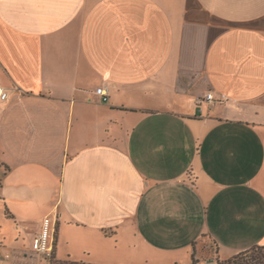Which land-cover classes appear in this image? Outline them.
<instances>
[{
    "label": "crops",
    "instance_id": "obj_1",
    "mask_svg": "<svg viewBox=\"0 0 264 264\" xmlns=\"http://www.w3.org/2000/svg\"><path fill=\"white\" fill-rule=\"evenodd\" d=\"M3 91L0 254L48 215L138 264L264 226V0H0Z\"/></svg>",
    "mask_w": 264,
    "mask_h": 264
},
{
    "label": "rangeland",
    "instance_id": "obj_2",
    "mask_svg": "<svg viewBox=\"0 0 264 264\" xmlns=\"http://www.w3.org/2000/svg\"><path fill=\"white\" fill-rule=\"evenodd\" d=\"M4 169L5 167H2L0 164V180L2 179V174L4 173ZM2 217H3V210L0 209V223H3ZM46 218H50L52 224L51 229L53 232H55L57 230L56 218H54L52 215H48L43 219V222L45 221ZM3 225H4V229L10 230L9 233L11 235L16 234V231L11 221L8 224L3 223ZM210 225H215L214 221L211 220L209 226ZM247 230L249 234L248 233L243 234L242 229H238V232L235 235L236 241L233 242L231 246L229 245V249L231 250H226V254L228 255L232 254V252L237 248H241L245 250H247V248L250 249L254 244L252 243L254 241L253 238L256 236H260L264 233V226L260 224H251L247 226ZM32 231H34V227H32ZM38 233H36L35 235H37ZM14 239L15 238L13 237L11 240L13 241ZM249 239H251L250 242H248ZM103 240H98L95 237L89 235L88 233L76 232L75 236L68 243H66L65 241L61 243L59 247V255H57L56 253L57 258L60 259L73 258L94 264H129V263L138 264L144 262V260L142 259H145L146 257H142V256L150 255L147 254V252L145 251L144 252L141 251V256H136L135 255L136 253H133L130 249H128L125 246L122 247V249L119 251H113L110 249L111 247L108 245L106 240L105 239ZM127 242H128L127 239L122 240V244H125ZM24 244H23L24 246L22 247L18 245H14L15 247L10 245L11 247L15 248L13 249V251L10 250L12 255L14 256V257L12 256L13 258H10L11 261L9 262L10 264H45L44 257L47 256L46 255L44 256V254H40L39 252L33 249V238ZM56 246H57V242H56ZM218 252H219V248L217 249V246L214 244L211 238L206 237L202 241L198 240L194 242L193 256L195 257V259L199 260V264H216L218 259H228L235 255L234 254L229 257H226L225 254H221L223 257L221 258L218 255L219 254ZM2 254L3 252L1 250L0 260L8 261V259L5 258ZM193 256L192 258H194Z\"/></svg>",
    "mask_w": 264,
    "mask_h": 264
},
{
    "label": "built area",
    "instance_id": "obj_3",
    "mask_svg": "<svg viewBox=\"0 0 264 264\" xmlns=\"http://www.w3.org/2000/svg\"><path fill=\"white\" fill-rule=\"evenodd\" d=\"M7 95H8L7 92L3 91L0 94V98L6 99ZM96 95L98 96L101 102H108L110 99L109 89L105 86H99L96 89ZM217 100L220 101L221 99H216L214 94L212 92H209L205 96L199 97L197 102L199 106H202L205 102H213ZM51 225L52 224L50 218H46L45 221L43 222V227L40 233L34 235L33 237V249L39 252L40 254H44V256L45 255L47 256L44 257L45 264H49V260L52 255V248L54 247V242H55V232L52 231ZM3 256L7 258L8 261L0 260V264H10L9 263L11 262L10 258H13L12 253L6 252Z\"/></svg>",
    "mask_w": 264,
    "mask_h": 264
},
{
    "label": "trees",
    "instance_id": "obj_4",
    "mask_svg": "<svg viewBox=\"0 0 264 264\" xmlns=\"http://www.w3.org/2000/svg\"><path fill=\"white\" fill-rule=\"evenodd\" d=\"M5 169L8 171L10 170V167L6 166ZM7 215L11 217L9 211H7ZM56 242H57V233L55 231V242H54V247L52 248V255L49 260V264H94L73 258H68V259L57 258ZM173 264H183V263L176 262ZM186 264H199V260L195 259L194 257L192 258V261L190 263H186ZM216 264H264V246L255 245L250 249L238 252L237 254H235L234 256L228 259H218Z\"/></svg>",
    "mask_w": 264,
    "mask_h": 264
},
{
    "label": "bare ground",
    "instance_id": "obj_5",
    "mask_svg": "<svg viewBox=\"0 0 264 264\" xmlns=\"http://www.w3.org/2000/svg\"><path fill=\"white\" fill-rule=\"evenodd\" d=\"M5 92V91H4Z\"/></svg>",
    "mask_w": 264,
    "mask_h": 264
}]
</instances>
